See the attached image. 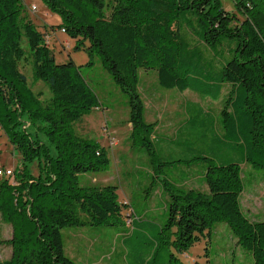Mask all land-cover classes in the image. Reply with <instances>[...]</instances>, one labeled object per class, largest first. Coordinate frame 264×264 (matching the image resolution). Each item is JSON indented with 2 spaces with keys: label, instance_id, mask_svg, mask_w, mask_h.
Listing matches in <instances>:
<instances>
[{
  "label": "trees",
  "instance_id": "1",
  "mask_svg": "<svg viewBox=\"0 0 264 264\" xmlns=\"http://www.w3.org/2000/svg\"><path fill=\"white\" fill-rule=\"evenodd\" d=\"M41 1L59 16V30L74 47L86 51V65H93L96 56L127 95L131 138L152 160L165 158L157 157L149 139L153 125L144 120L139 69H155L164 89L184 92L193 87L205 94L212 90L214 98L225 82L230 84L221 109L223 136L216 140L233 150L242 147V152L217 164L183 145L185 154L195 155L185 157L180 150L178 158L163 160L187 166L203 162L208 193L162 181L169 206L155 250L166 244L185 252L223 222L236 243L250 251L253 264H264V217H247L239 200L241 162L264 169V0H232L238 13L225 10L221 0ZM183 25L202 47L234 43L230 58L220 56L218 66L206 69L211 81L195 74L200 61L194 48L183 44ZM48 37L24 13L23 0H0V130L21 157L12 175L0 177V214L13 230L7 242L12 255L0 264H74L64 252L63 228L115 224L129 214L124 212L127 204L117 200L115 185L80 182L81 175L109 163L104 147L73 128L97 108L98 99L80 65L56 61ZM24 60L33 78L48 89V99L30 88L20 70ZM128 221L138 226L134 219Z\"/></svg>",
  "mask_w": 264,
  "mask_h": 264
},
{
  "label": "rangeland",
  "instance_id": "2",
  "mask_svg": "<svg viewBox=\"0 0 264 264\" xmlns=\"http://www.w3.org/2000/svg\"><path fill=\"white\" fill-rule=\"evenodd\" d=\"M221 2L225 10L238 13L232 0ZM23 10L40 31L49 33V48L57 62L72 60L81 66V73L98 99L97 108L84 115L73 128L80 137L104 147L109 163L106 168L81 175L80 182L96 187L115 185L117 200L127 204L124 212L129 211L115 224L63 228L64 252L74 264H253L250 251L236 243L223 222L214 224L209 237H201L185 252L166 244L155 250L158 228L165 223L169 206V196L162 181L171 182L177 189L208 193L203 162L187 166L163 164V160L169 162L178 158L180 150H183L182 156L195 155L185 154L187 151L183 145L193 146L217 164L230 156L236 159L242 152V147L233 150L216 140L223 136L221 109L230 84L225 82L222 92L214 98L212 90L205 94L193 87L184 92L176 88L164 89L158 83L155 69H139L138 90L144 104V120L153 125L149 139L157 157L165 158L156 160L153 157L152 160L144 147L133 142L128 97L102 68L98 58L94 56L93 65H86L89 60L86 51L74 47L75 42L59 30V16L50 12L41 0H23ZM51 26H54V33ZM181 33L183 44L194 48L199 57L200 65L195 74L202 80L211 81L206 69L214 67V63L217 65L220 56L224 60L230 58L234 43L225 40L221 46L210 49L194 42L184 25ZM23 47L27 50L26 44L23 43ZM212 69L214 72L218 70ZM20 70L33 92L41 93L44 100L48 99L49 91L33 78L30 63L22 61ZM20 158L0 130V167L13 171L20 165ZM241 163L243 190L240 207L251 219L263 218L264 169L253 168L244 161ZM31 168L36 174V166ZM129 219H134L138 226L134 228ZM12 233L11 225L0 214V260L12 255V247L7 243Z\"/></svg>",
  "mask_w": 264,
  "mask_h": 264
},
{
  "label": "built area",
  "instance_id": "3",
  "mask_svg": "<svg viewBox=\"0 0 264 264\" xmlns=\"http://www.w3.org/2000/svg\"><path fill=\"white\" fill-rule=\"evenodd\" d=\"M31 9L34 10V7H32ZM47 39H49V37ZM10 175H12V170L0 167V177H6Z\"/></svg>",
  "mask_w": 264,
  "mask_h": 264
},
{
  "label": "crops",
  "instance_id": "4",
  "mask_svg": "<svg viewBox=\"0 0 264 264\" xmlns=\"http://www.w3.org/2000/svg\"><path fill=\"white\" fill-rule=\"evenodd\" d=\"M241 196V195H240ZM248 217V216H247ZM251 219V218H250ZM252 220H255V219H252Z\"/></svg>",
  "mask_w": 264,
  "mask_h": 264
}]
</instances>
